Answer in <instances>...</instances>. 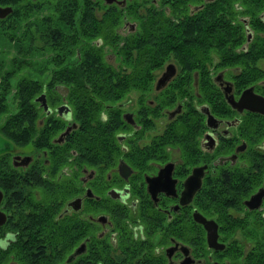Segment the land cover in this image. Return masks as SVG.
Instances as JSON below:
<instances>
[{
    "label": "trees",
    "instance_id": "obj_1",
    "mask_svg": "<svg viewBox=\"0 0 264 264\" xmlns=\"http://www.w3.org/2000/svg\"><path fill=\"white\" fill-rule=\"evenodd\" d=\"M0 4L11 7L0 17V134L13 145H30L40 154L22 168L10 163L9 151L0 152V207L6 213L0 237L14 233L12 239L0 241L5 243L0 264L10 259L16 264H160L153 250L164 235L184 232L186 209L167 218L150 203L143 183H138L140 173L150 168L148 159L164 155L159 144H179L187 156L197 151L202 115L198 103L221 116L231 115L212 80L214 72L221 70L236 90L249 84L264 87V68L258 64L264 59V0H126L122 5L102 0H0ZM124 21L133 24L126 32L120 29ZM167 60L177 71L151 95L154 70ZM41 92L50 107L66 103L70 108L75 124L60 142L53 138L66 120L39 111L35 96ZM175 104L180 110L163 130L139 143L150 135L146 132L153 127V118ZM127 110L137 127L122 117ZM262 121L256 113L241 115L237 132L249 143L238 155L243 163L214 178L209 174L210 183H203L196 193L193 204L210 215L218 212L223 233L232 229L229 209L242 208V199L264 176V146L252 147L264 142ZM119 132L124 134L121 142L116 139ZM119 157L135 170L127 183L140 196L132 214L105 194L107 186L121 184L111 182L121 180L114 169ZM82 165L94 170L86 183L97 195L86 200L90 211H103L110 221L102 235L96 233L94 222L61 210L81 189L74 181ZM165 201L161 198L159 203ZM136 219L146 226L140 229ZM251 219L241 233L260 248L264 231L254 224L257 217ZM128 224H134L130 231ZM84 236V250L69 256ZM234 250L229 242L220 254L229 257ZM240 261L261 264L262 258L248 252Z\"/></svg>",
    "mask_w": 264,
    "mask_h": 264
},
{
    "label": "flooded vegetation",
    "instance_id": "obj_2",
    "mask_svg": "<svg viewBox=\"0 0 264 264\" xmlns=\"http://www.w3.org/2000/svg\"><path fill=\"white\" fill-rule=\"evenodd\" d=\"M126 1V0H125ZM124 1V2H125ZM205 1V0H203ZM3 5V4H0ZM5 5V4H4ZM125 23H128V28H132L133 24L130 21H124L122 24L125 25ZM127 25V24H126ZM122 29V28H120ZM264 60V59H262ZM172 63L173 73L172 74H166L168 71L166 65ZM264 68V67H262ZM177 71V66L173 61L167 60L164 63H162L161 67L154 70V77L151 82V90L150 94H154L163 87H165L170 79L175 75ZM222 71L218 70L214 72L211 77L212 80L216 83V85L220 88L223 100L228 105V107L232 110L231 115L228 116H221L219 113L210 110L208 105L206 103H198L196 108L199 110L201 115V120L197 122V127H200V134L198 135V144L195 143L196 152H193L190 154V156L186 155L185 148H182L179 144H159L158 146L162 147L163 149V156H161L159 159H148L147 162L150 165V168L142 171L140 173V178L143 183L144 191L147 194L148 199L150 200V203L158 210L163 212L167 218L171 216L172 213L182 212L186 209V212L184 217L186 225L184 232L182 231L181 235H173V234H166L164 235L165 238H162V242H159L155 248L154 253L157 254L156 256L161 261L160 264H212L214 261L218 262L219 264H242L240 263L241 259H243L248 252H250V255L254 256H261L262 263L264 264V245H262L260 248H257L252 244L250 239H247L245 235L241 233V229L244 225L249 226L253 223V220L251 219L252 216L257 217V221L254 223L258 225L262 231H264V194L261 198L260 204L252 209L247 208L243 202L242 208L233 209L230 208L228 211L229 218L231 219V225L232 229L230 233H223L222 229L220 228V223L217 220V214L218 212H212V215L208 213L207 211L203 210L202 208L194 205L195 202L194 199L196 197V193L200 190L203 183H210V180L208 178H211V176L216 177L217 173L221 171H227L235 164H242L243 161L238 157L239 153L242 152L244 149L249 147V143L243 139L242 135H240L237 132V125L240 121V117L242 114L248 112V113H256L262 116V122L264 123V113H260L257 111H251L247 109H241L240 111H237L235 108H232L227 101L224 98V92L226 94L231 93L234 98H237L239 92L242 88L247 86H252L253 92L264 96V87L263 88H257L255 89L252 84H249L247 86L242 87L239 90H236L233 86L232 80L229 78H225L222 75ZM165 74L166 80L163 83H160L159 80L161 76ZM225 89H224V87ZM263 85H264V79H263ZM43 93V92H41ZM39 93L37 96H35V99L41 94ZM44 95V94H43ZM134 92H130L129 96L132 98L131 101H133L134 98ZM37 106L39 111L41 113L46 114H52L55 113L61 118L65 119V125L61 131L64 130L66 126H69V129L61 135L60 140H56L59 132L53 140L55 141H62L65 137L66 133L69 132V130L74 126V122L70 121V108L68 105L65 104L66 109H61V112L63 114L59 113L58 111V105L57 104L53 107H50L45 100L47 109H44L41 102L36 99ZM148 101L150 104L154 103V100L151 98H148ZM180 110L179 104H175L172 108L162 109V112L159 116H156L153 118V127L149 129L148 132H146L147 136L142 137L138 140L139 143H146L149 141V136H152L151 134H159L163 128L167 125V123L175 116V114ZM213 117L209 118L208 122H206L207 114L206 112ZM65 112V114H64ZM130 114L129 121L127 119V116L125 114ZM122 117L124 120L128 123H130L133 126L137 127V124L134 121V118L132 117V113L130 111H123ZM40 119H38V122L40 123ZM162 121L157 126V122ZM73 125V126H71ZM124 138L123 132H119L116 134L117 141L121 142ZM6 140V139H5ZM5 140L3 141V149L0 152H3L4 150L9 151V160L10 163L14 167H22L26 168L28 167L32 162L36 161V158L40 157V154L38 151H35L30 145L23 147V146H16L13 145L11 142L6 140L8 144H6ZM9 143L11 146H9ZM6 144V145H5ZM243 144V147L241 149L235 150V148L239 145ZM264 146V142H257L252 145L255 149H260ZM23 147V148H22ZM121 148H124V144L121 143ZM183 149V150H182ZM234 153V156H232ZM18 155L19 157H22L24 155H28L29 159L25 162L19 159V157L14 159V163L12 162L13 156ZM123 160L122 158H117L116 164H115V171L119 178L121 180H114L111 182L114 183H121L120 185H109L105 188V194L110 197L112 200H115L120 204L122 211L126 214H132L135 211L136 205L138 200H140V196L134 192H131L129 190V187L127 185L128 177L131 175L132 172L135 170L133 167L128 165L124 160V162L130 167L131 171L128 174L127 178H122L118 171H117V163L119 160ZM19 161V162H18ZM19 163V164H18ZM203 166L202 168V175L200 177V184L199 187L196 188V190L191 194V197L189 201L185 204H179L178 198L181 197L180 191L182 190V183L184 182L185 178L190 174L191 170L196 166ZM76 167V166H73ZM165 167V170L158 173L159 177L161 178V181L159 183H163L164 187L169 186V183H171L170 178L167 176L166 172L170 169V177L174 180V194H166L162 190H157L154 195H149V193L146 191L145 188V180L144 177L147 176H156L158 169H162ZM171 167V168H170ZM210 174V175H209ZM213 174V175H212ZM94 175V170L91 167H87L85 165L79 166V173L77 174V179L74 181L75 183H80V190L79 193L76 195H73L69 199H67L62 206V211L66 212V215L69 217L77 216L79 218L87 220L89 224L92 222L96 225V233L98 235L104 234L108 226L110 225V221L108 218L107 213L100 211L91 213L90 211V203L87 200V198L95 197L97 198V195H95L89 186L86 185V183H89V179L92 178ZM104 177L106 179H110L109 172H105ZM207 179V180H205ZM117 188L119 189L118 194H114L115 196H112L109 194L108 190L110 188ZM258 187H262L264 189V176L261 179L260 185H258L251 193H253ZM88 189V191H87ZM1 192V190H0ZM251 193H249L247 196H249ZM185 196V195H184ZM183 196V197H184ZM246 196V197H247ZM245 197V198H246ZM2 198V192L0 197V202ZM161 198H166V201L164 203H159ZM243 198V199H245ZM242 199V201H243ZM177 205L176 208L174 206ZM0 210L4 212L5 219L0 223L2 225L6 220V213L3 209ZM195 210L199 212L201 215H203L207 219H212L216 224V241L222 244V247L214 248L212 246H208L205 240V229L203 225L197 221H195L191 213ZM244 210L251 211V212H245ZM253 211V212H252ZM100 215V216H99ZM104 215V216H103ZM100 218H99V217ZM103 216V217H101ZM247 216V218H245ZM137 225H140V229H143L146 224L143 222V220H137L135 221ZM134 223V224H135ZM258 223V224H257ZM134 224H128L129 229L127 231H130V226ZM133 230V229H132ZM12 234V237H14L13 232H9ZM162 234V233H160ZM86 236L82 237L72 248L70 255L74 249L80 245L83 244L82 250L85 248V241ZM4 239H7V235H3L0 237V241H3ZM231 244L233 247L234 252L228 257L225 255H221L220 253L223 252L226 243ZM175 247L169 252L167 249L174 246ZM254 249V250H252ZM81 250V251H82ZM261 251V253H259ZM80 252V251H79ZM168 253V254H167ZM76 254V253H75ZM6 264H16L15 261L12 259L8 260ZM214 264V263H213Z\"/></svg>",
    "mask_w": 264,
    "mask_h": 264
},
{
    "label": "water",
    "instance_id": "obj_3",
    "mask_svg": "<svg viewBox=\"0 0 264 264\" xmlns=\"http://www.w3.org/2000/svg\"><path fill=\"white\" fill-rule=\"evenodd\" d=\"M102 1L105 3L115 2L119 5H122L125 0H102ZM10 10H11V7L9 5H0V17L7 14ZM166 67L168 69L166 74H168V75L172 74L173 68H174L173 64L169 63L166 65ZM168 75L163 74L161 76L159 82L163 83L167 78L166 76H168ZM223 87H224V85H223ZM224 89H225V87H224ZM224 98L227 101V103L232 108H235L237 111H240L241 109H247V110H251V111H257L260 113H264V96H261L255 92H253L252 86H250V85L242 88L241 91L239 92L237 98H234L231 93L226 94L225 92H224ZM36 99H38L41 102L44 109H47L45 101H44L43 93H41ZM61 109H66V106L64 103H61L58 105L59 113L63 114V112H61ZM64 114H65V112H64ZM206 114H207L206 122H208L209 118L210 117L213 118V117L208 113V111L206 112ZM125 115L127 116V119L129 121H131V119L129 117L130 114L127 113ZM71 126H73V125H71ZM69 127H70V125L66 126L64 128V130L58 134L56 140H60L61 135L63 133H65L69 129ZM242 147H243V144L237 146L235 148V150L241 149ZM232 156H234V153ZM17 157H19V156L18 155L13 156V158H12L13 163H14V159ZM20 158H21V160H23V162H25L29 159V156L24 155L22 157H19V159ZM203 166L204 165L194 167L191 170L190 174L185 178L184 182L181 184L182 190L180 191V194H179V195H181V197L178 198L179 204L187 203L191 197V194L196 190V188L199 187L200 177L202 175ZM164 170H165V167L160 169V170L158 169L156 176H147L146 175L144 177V180L146 182L145 188H146V191L149 193V195L153 196L157 190H162L166 194H174V183H173L174 180L170 177V169H169V171L166 172L167 176L171 180V183H169V186L164 187L163 183H159L161 181V178L159 177L158 173H160ZM117 171L122 178L126 179L128 174L130 173L131 169L123 160L120 159L117 163ZM87 191H88V189H87ZM118 191H119V189L114 188V187H112L108 190L109 194H111L112 196H115L114 194L117 195ZM263 194H264V189L262 187H258L253 193H251L249 196H247L245 199H243L242 202L249 209L255 208L260 204V201H261ZM0 197H1V192H0ZM176 207H177V205L174 206V208H176ZM103 216H101V217H103ZM191 216L195 221H197L203 225V227L205 229V240H206L207 245L212 246L214 248L222 247V244L216 241V224H215V222L212 219L205 218L203 215H201L199 212H197L195 210L192 211ZM4 219H5V214L3 211L0 210V223ZM174 247H175V245L170 247L169 249H167V251L170 252ZM82 248H83V244L78 245L74 249L72 254L78 253L79 251L82 250ZM213 263L219 264L216 261H214Z\"/></svg>",
    "mask_w": 264,
    "mask_h": 264
},
{
    "label": "rangeland",
    "instance_id": "obj_4",
    "mask_svg": "<svg viewBox=\"0 0 264 264\" xmlns=\"http://www.w3.org/2000/svg\"><path fill=\"white\" fill-rule=\"evenodd\" d=\"M128 27H129L128 23H125V25L124 24H120V28H122V30L124 32H126V30H128ZM258 64H259V66L264 67V60H259ZM161 122L162 121H158L156 125L158 126ZM159 127H160V125H159ZM4 140H5L4 137L0 134V151H2V149H3V145L2 144H3ZM26 146H28V145H26ZM23 147H25V146H23ZM240 229H241L242 233H244L243 228H240Z\"/></svg>",
    "mask_w": 264,
    "mask_h": 264
},
{
    "label": "clouds",
    "instance_id": "obj_5",
    "mask_svg": "<svg viewBox=\"0 0 264 264\" xmlns=\"http://www.w3.org/2000/svg\"><path fill=\"white\" fill-rule=\"evenodd\" d=\"M13 237H12V234L11 233H9L8 235H7V239H12ZM2 247H5V243L4 242H0V248H2Z\"/></svg>",
    "mask_w": 264,
    "mask_h": 264
}]
</instances>
